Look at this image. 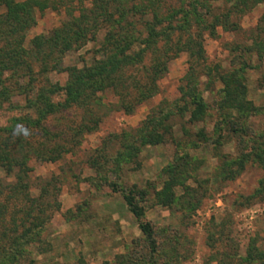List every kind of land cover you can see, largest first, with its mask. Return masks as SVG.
<instances>
[{
  "label": "rangeland",
  "instance_id": "374dc122",
  "mask_svg": "<svg viewBox=\"0 0 264 264\" xmlns=\"http://www.w3.org/2000/svg\"><path fill=\"white\" fill-rule=\"evenodd\" d=\"M210 4L218 9L216 16L229 13L218 23L206 15L198 27L203 61L197 65L179 52L157 80L156 94L132 114L125 115L116 98L104 93L97 95L99 106L93 110L95 130L73 135L70 130L84 116L76 109L49 121V128L63 130L73 145L54 162L28 157L26 187L9 199V191L1 188L0 264H13V258L16 264H151L140 221L155 233L153 259L159 264L168 259V264H264V152L254 159L252 150L254 141L264 150V0H249L243 8L222 0ZM65 18L63 9L44 11L25 43ZM101 36L67 52L63 67L91 64L99 57ZM47 78L62 85L66 75L52 72ZM235 82L242 86L240 96L226 90ZM23 92L10 90L8 100L15 108L8 103L0 108V150L15 138L45 143L35 131L15 132V118L31 114ZM191 96L205 105L201 120L193 124L187 123L186 109L178 111ZM239 102L249 105L237 110ZM162 128L159 141L154 136ZM200 129L205 139L194 138ZM131 146L136 156L128 157ZM247 153L239 169L237 160ZM13 182V172L0 167V185ZM125 190H133L135 199L145 192L137 200L141 218L125 206ZM163 193L172 194L171 203ZM35 216L40 225L32 228ZM11 218L15 232L8 231Z\"/></svg>",
  "mask_w": 264,
  "mask_h": 264
},
{
  "label": "trees",
  "instance_id": "16d2710c",
  "mask_svg": "<svg viewBox=\"0 0 264 264\" xmlns=\"http://www.w3.org/2000/svg\"><path fill=\"white\" fill-rule=\"evenodd\" d=\"M73 1L75 6L71 5ZM213 1L215 3L218 0H143V3L137 4H134L135 0H0V7L4 8L0 14V108L4 107V103H8L9 108H15L16 105L8 100V93L12 89H22L26 96L25 108L31 114L15 118L14 131L17 134L21 130L35 131L45 140V143L35 145L23 138H15L9 146L2 143L0 167L6 174L13 172L14 182L0 185V196L2 190L6 189L10 193L9 199L26 187L23 177L30 171L26 167L28 157L54 162L71 149L73 144H70L63 130L49 128V121L56 115L70 109L81 110L83 118L76 130L72 128L70 131L73 135L88 133L95 130L98 123L93 112L99 106L97 95L111 93L116 98L118 109L130 115L139 104L156 94L157 80L166 72L167 63L179 52H186L197 65L201 63L204 52L198 27L204 21V16L210 15L218 23V19L225 20L229 13L227 10L220 16L214 15L218 9L210 4ZM222 1L243 8L249 0ZM61 9L66 18L59 26L25 43L26 33L36 24L38 16L47 10ZM193 28L194 32L191 31ZM99 32H102L99 57L87 66L64 68L63 56L82 43L93 40ZM190 71L191 68L184 79H187ZM52 72L65 73V82L62 85L51 83L47 75ZM10 81L14 86L6 84ZM241 88L235 82L226 90L240 96ZM58 95L62 97L61 101L54 102L53 97ZM236 104L237 110L249 105L246 102ZM182 109L188 111L187 123L193 124L201 120L205 105L200 97L191 96L190 103L177 110ZM12 127L8 128L7 133ZM164 131L162 128L154 137L162 141ZM181 131L187 132L184 127H181ZM204 137V130L200 129L194 138ZM62 145L69 147L64 148ZM253 149L254 159H261L264 150L256 141L252 144ZM135 151L134 146L129 147L127 156H136ZM249 157L247 153L238 158L239 169ZM135 195L133 190L121 192L128 211L139 219L143 213L137 200L145 192L139 191L136 199ZM164 198H168V203L172 202L171 193L164 194ZM3 209L0 200V223ZM31 220L32 228L40 225L37 216ZM9 224L11 228L8 231L15 232L13 218ZM138 229L149 249L147 261L157 264L153 259L157 244L151 225L140 221ZM12 260L16 264L17 260ZM170 261L168 259L163 264Z\"/></svg>",
  "mask_w": 264,
  "mask_h": 264
}]
</instances>
